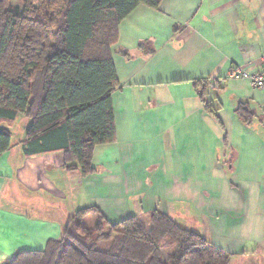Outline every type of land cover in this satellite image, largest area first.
<instances>
[{"label":"crops","instance_id":"obj_1","mask_svg":"<svg viewBox=\"0 0 264 264\" xmlns=\"http://www.w3.org/2000/svg\"><path fill=\"white\" fill-rule=\"evenodd\" d=\"M263 55L264 0L138 7L113 47L116 141L96 147L92 175L66 170L63 152L26 156L30 119L18 118L29 122L17 143L9 129L12 145L0 156V264L61 240L85 209L93 227L101 216L118 224L158 209L230 264H264V89L229 77L261 72ZM199 82L209 84L213 111ZM241 106L254 115L249 124Z\"/></svg>","mask_w":264,"mask_h":264},{"label":"trees","instance_id":"obj_2","mask_svg":"<svg viewBox=\"0 0 264 264\" xmlns=\"http://www.w3.org/2000/svg\"><path fill=\"white\" fill-rule=\"evenodd\" d=\"M163 0H26L11 10L0 0V156L12 145L20 116L31 120L26 156L63 152L66 170L92 175L97 146L116 141L113 94L118 88L113 47L120 24L138 7ZM206 101L209 84L199 82ZM238 116L254 115L241 106ZM78 211L61 240L25 251L7 264H230L231 256L163 211L112 224H85ZM107 245V249L102 246ZM167 257H165L166 254Z\"/></svg>","mask_w":264,"mask_h":264},{"label":"built area","instance_id":"obj_3","mask_svg":"<svg viewBox=\"0 0 264 264\" xmlns=\"http://www.w3.org/2000/svg\"><path fill=\"white\" fill-rule=\"evenodd\" d=\"M263 65H264V55H263ZM233 79H243L251 82L252 86L257 89H264V67L261 72L252 74L250 72L236 69L232 70L229 75ZM220 87L219 83L212 84V89H218Z\"/></svg>","mask_w":264,"mask_h":264},{"label":"rangeland","instance_id":"obj_4","mask_svg":"<svg viewBox=\"0 0 264 264\" xmlns=\"http://www.w3.org/2000/svg\"><path fill=\"white\" fill-rule=\"evenodd\" d=\"M25 1L26 0H8V5H9V8L11 10H13V11H15L17 9L22 11L24 9ZM25 122H29V120L28 121H24L22 123L18 122L12 128V132H13V135H14V137H13L14 143H17L19 141L20 137H22L25 134V127H26V123ZM86 226L93 227L92 222L88 221V223H86ZM102 248L103 249H107V245H103ZM164 254H166V253H164ZM165 257H167V254L165 255Z\"/></svg>","mask_w":264,"mask_h":264}]
</instances>
